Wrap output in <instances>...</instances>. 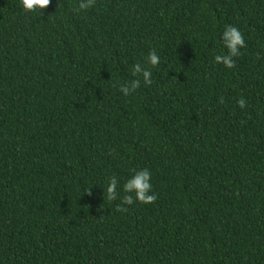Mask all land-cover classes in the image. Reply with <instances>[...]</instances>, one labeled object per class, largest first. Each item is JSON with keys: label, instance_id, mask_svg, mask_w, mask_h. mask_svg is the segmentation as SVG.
I'll use <instances>...</instances> for the list:
<instances>
[{"label": "trees", "instance_id": "16d2710c", "mask_svg": "<svg viewBox=\"0 0 264 264\" xmlns=\"http://www.w3.org/2000/svg\"><path fill=\"white\" fill-rule=\"evenodd\" d=\"M79 3L0 0V264H264V0ZM143 168L153 203L103 199Z\"/></svg>", "mask_w": 264, "mask_h": 264}, {"label": "clouds", "instance_id": "9594fccd", "mask_svg": "<svg viewBox=\"0 0 264 264\" xmlns=\"http://www.w3.org/2000/svg\"><path fill=\"white\" fill-rule=\"evenodd\" d=\"M51 0H19L23 11L29 13H37L42 16L44 10L49 6ZM95 6V0H80L78 10L84 11ZM222 50L220 54L214 56L216 64H222L226 68L235 66V58L239 57L241 49L246 47V41L242 31L234 25H225L220 36ZM226 50V51H225ZM147 67L141 63L133 64L129 71L134 79L123 84L120 91L128 96L141 87L150 86L152 84V69L157 68L160 64V56L152 50L146 57ZM241 108L245 107L246 101L241 99L238 101ZM103 187V199L105 195L108 201L119 200L117 210L127 212L128 207L136 203L151 204L156 200V195L153 193L152 173L149 169L143 168L133 170L129 178L125 179L121 185L120 179L116 176H111L107 179ZM91 195V191H87ZM124 195L121 197L120 193Z\"/></svg>", "mask_w": 264, "mask_h": 264}]
</instances>
